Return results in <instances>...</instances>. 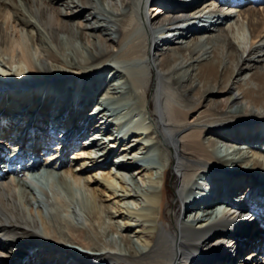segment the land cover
I'll list each match as a JSON object with an SVG mask.
<instances>
[{
  "label": "bare ground",
  "instance_id": "6f19581e",
  "mask_svg": "<svg viewBox=\"0 0 264 264\" xmlns=\"http://www.w3.org/2000/svg\"><path fill=\"white\" fill-rule=\"evenodd\" d=\"M195 1L0 0V264H264V0ZM61 33L90 69L133 71L130 92L108 89L141 99L150 147L138 128L120 143L110 109L92 116L106 77L61 104L43 79L66 65Z\"/></svg>",
  "mask_w": 264,
  "mask_h": 264
},
{
  "label": "rangeland",
  "instance_id": "374dc122",
  "mask_svg": "<svg viewBox=\"0 0 264 264\" xmlns=\"http://www.w3.org/2000/svg\"><path fill=\"white\" fill-rule=\"evenodd\" d=\"M208 24H210V23H208ZM167 30H169V29H167ZM166 32H168V31H166ZM173 32L174 33H172L170 35H174L176 33L175 31H173ZM60 41H61L62 51H59V54H61V57L66 61V65H64V66L61 65V66H63V68L59 66V68L53 69V71H52V73L54 74L53 77L45 76L43 79L49 80V81H55V82H63V84L65 86H64L62 95L60 96L61 104L67 105V104L72 102V98L74 97V95L76 93L80 92V94H81L82 85L79 86V81H83L85 78L88 77V75L92 74V72L97 77H101V78L106 77L107 80H104L100 85H98V87L96 88V91L94 93V96L92 97V99L93 98L94 99L88 105L89 109L93 108V110H94L92 113V116L94 117L97 114H99L97 116V118H99V116H101L99 112L104 107L110 109L111 114L108 115V117L110 118V120H108V122L111 124L110 129H111V132L114 133L120 139V141L122 139V141L120 143L124 142L125 137L127 135H128L127 136V141H128V138L132 137V135L135 134L134 129L138 128V129H140L139 132L142 133V136L144 139V140L142 139L139 141L140 142L139 146L150 147L152 145L150 142L152 140H150L148 137L150 135V130L147 131V130L141 129L142 128L141 127V125H142L141 119H143V113L140 112V104H139V103H141L140 102L141 99H140V101H138L139 98L136 97L137 95L135 96L133 94V96H130V98H126L123 100V98L121 96L120 97L115 96L116 94L114 93L113 89H111L112 91L110 89H108L110 87L113 88V86H116V87L119 86V88L122 90L123 94L124 93L127 94V92H130V89H129V87H131L130 76L131 75L133 76V71L129 72V70L127 69V66L124 65L123 62H120V60H119V62H115V61H113L114 59L110 60L108 62L109 66H110L109 67L110 71L109 70L102 71L99 68H97V71L90 69L89 67H92V65H95V64L87 62V61H89L88 59L90 57V51H89V46L87 45V42L84 43V41H81V40H75V41L70 40L65 33L60 34ZM56 49H58V48L56 47ZM78 58H82L84 60V61H82V65L85 66L84 68L90 69V70H86L84 72L82 71V73L79 75L74 73L77 69L70 65L73 60L74 61L78 60ZM117 59H118V57H117ZM3 61L4 60H2V62ZM4 63H5V61H4ZM35 65L38 67H41L40 60L37 59ZM139 69H140V71L142 70V68H139ZM94 71H95V73H94ZM134 72H135V75H137L136 71H134ZM88 73H90V74H88ZM0 75H1V73H0ZM19 77H20L19 79L22 81L23 76H19ZM7 78L8 77L2 76V75L0 76V89H1V87L5 86V84L7 82H9V80H7ZM25 78L27 79V80H25V83L28 82V84H29V82L35 80L34 76L31 75L30 72L28 73V75L25 76ZM16 79H14L15 80L14 82L18 81ZM112 83H116V85H112ZM123 89L126 91H124ZM13 93L15 94L16 92L14 91ZM112 94L114 96H112ZM127 100H128V102L126 103ZM100 101L104 103L103 106H101V104L99 103ZM228 129H230V128L227 127L226 130H228ZM221 137H222V135H221ZM13 149H16V147H13ZM144 149L145 148H142V151H139V153L142 152V154H140V155H144V152L147 151L146 149L145 150ZM228 149H230V148L227 147L226 145H221L218 149L219 151L216 153V157L221 158L222 160L224 159L225 163H227V162L230 163L229 165H226V166L231 168V169H234L233 165H231L232 163L230 161V158L232 157L234 152H233V149H230L231 151H229ZM20 151L21 150L17 149V150H15L14 153H17ZM152 153H153L152 155H154V156L158 155L157 150L153 151ZM113 158H114V155L112 156V159ZM43 168L44 167H41V169H43ZM68 183L70 184V186L72 185L71 188H73L72 190L75 191V195H76L75 196L76 197L75 203H77L78 204L77 206H80L82 208V210H84L85 215H87L86 213L90 212L93 208V198L91 197L89 191L86 189V187L83 184L76 182L72 177L68 179ZM183 210H184V207L181 208V211H183ZM237 215H235L234 219L232 221H230L232 224L235 223Z\"/></svg>",
  "mask_w": 264,
  "mask_h": 264
},
{
  "label": "water",
  "instance_id": "95a60500",
  "mask_svg": "<svg viewBox=\"0 0 264 264\" xmlns=\"http://www.w3.org/2000/svg\"><path fill=\"white\" fill-rule=\"evenodd\" d=\"M221 170H222V171H221L222 175H227V174H228V172L226 171L227 169L222 168ZM244 205H245V203L242 204V207H244ZM237 208H238V207H237ZM238 209H239V208H238ZM240 210H241V209H240Z\"/></svg>",
  "mask_w": 264,
  "mask_h": 264
}]
</instances>
